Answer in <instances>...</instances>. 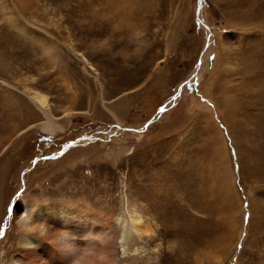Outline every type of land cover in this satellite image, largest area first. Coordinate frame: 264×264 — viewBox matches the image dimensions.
I'll list each match as a JSON object with an SVG mask.
<instances>
[{"label": "rangeland", "instance_id": "obj_1", "mask_svg": "<svg viewBox=\"0 0 264 264\" xmlns=\"http://www.w3.org/2000/svg\"><path fill=\"white\" fill-rule=\"evenodd\" d=\"M27 12L44 35L0 8V264L18 252L9 209L28 192L123 219L136 202L153 238L120 246L123 264H264V0H34ZM24 89L47 95L62 130L40 129Z\"/></svg>", "mask_w": 264, "mask_h": 264}, {"label": "bare ground", "instance_id": "obj_2", "mask_svg": "<svg viewBox=\"0 0 264 264\" xmlns=\"http://www.w3.org/2000/svg\"><path fill=\"white\" fill-rule=\"evenodd\" d=\"M7 1L6 5L0 1V8L7 22L17 27L16 29L26 36L32 37V31L35 28L39 29L38 33L44 35L42 25L31 19L32 12L31 14L27 12L28 3L34 2V0ZM35 1L39 3V0ZM15 9L21 14L23 13L24 17H27L26 23L21 28H18ZM201 16L202 12L200 11ZM202 23L207 30L210 43L211 33L205 23ZM0 27L2 28L1 22ZM6 42H0V49H8ZM199 70L192 72L188 76L189 79L191 80L192 76L194 77ZM22 91L46 115V120L40 125V129L51 133L63 129L62 125L54 119L46 108L48 98L45 93L38 90L26 91L24 89ZM159 196V204L168 209L170 206L167 204V200L164 201L163 197ZM136 205V202H132L131 207L129 206L128 216L123 219V217L113 214L115 210H113V213H105L103 210L94 208L89 202L73 201L70 198L68 200L66 198L63 202H50L49 200H40L33 197L28 192L12 207L13 216L17 219L16 223L19 226L20 237L17 246L18 254H14L10 264H20L18 262L19 255L25 264H123L122 262L129 258L123 257L124 260L121 261L122 256L119 247L125 248L126 243L131 241L123 254L135 252L139 250V247L135 248L137 239L151 238L154 233L153 227ZM108 207H110L109 204ZM25 213L26 215H24ZM41 225L43 226L42 231H33ZM135 257H132V259L135 260ZM125 263L127 262L125 261Z\"/></svg>", "mask_w": 264, "mask_h": 264}, {"label": "snow or ice", "instance_id": "obj_3", "mask_svg": "<svg viewBox=\"0 0 264 264\" xmlns=\"http://www.w3.org/2000/svg\"><path fill=\"white\" fill-rule=\"evenodd\" d=\"M212 59H214V58H212ZM185 87H187V85H185ZM173 99H176V97L174 96ZM159 111H160V112H164V111H166V109L162 106V107L159 109ZM221 127H223V125H221ZM233 155L235 156V152H233ZM45 158H47V157H45ZM17 195H19V193H18ZM9 211L11 212L12 209H9ZM24 215H26V213H25ZM21 218L23 219V216H22ZM248 219H250V216H246V217H245L246 222H247ZM37 230H41V231H42V230H43V226L41 225V226H39L38 229H33V231H37ZM3 235H4V233H3L2 231H0V238H2Z\"/></svg>", "mask_w": 264, "mask_h": 264}]
</instances>
